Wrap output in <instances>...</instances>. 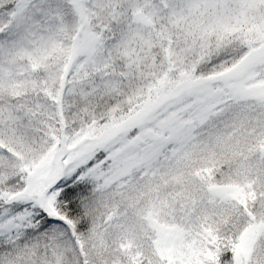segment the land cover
Wrapping results in <instances>:
<instances>
[{"label":"snow or ice","instance_id":"snow-or-ice-1","mask_svg":"<svg viewBox=\"0 0 264 264\" xmlns=\"http://www.w3.org/2000/svg\"><path fill=\"white\" fill-rule=\"evenodd\" d=\"M0 264H264V0H0Z\"/></svg>","mask_w":264,"mask_h":264}]
</instances>
